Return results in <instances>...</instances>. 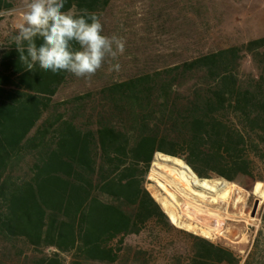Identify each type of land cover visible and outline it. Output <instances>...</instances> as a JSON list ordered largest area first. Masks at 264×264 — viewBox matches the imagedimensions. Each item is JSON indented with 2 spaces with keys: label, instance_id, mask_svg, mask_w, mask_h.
Masks as SVG:
<instances>
[{
  "label": "trees",
  "instance_id": "trees-1",
  "mask_svg": "<svg viewBox=\"0 0 264 264\" xmlns=\"http://www.w3.org/2000/svg\"><path fill=\"white\" fill-rule=\"evenodd\" d=\"M16 34L0 47V264H264V207L242 262L175 226L145 186L157 151L200 177L264 181V35L53 103L77 77L27 70ZM244 54L254 71L240 69Z\"/></svg>",
  "mask_w": 264,
  "mask_h": 264
},
{
  "label": "rangeland",
  "instance_id": "rangeland-1",
  "mask_svg": "<svg viewBox=\"0 0 264 264\" xmlns=\"http://www.w3.org/2000/svg\"><path fill=\"white\" fill-rule=\"evenodd\" d=\"M9 1L12 7L0 10V47L17 31L16 26L23 22L26 11L24 0ZM96 8L94 13L101 19L104 34H115L126 42L125 52L118 58L120 70H110L117 61H106L91 79L76 78L63 84L52 96L53 103L99 87L130 69L161 67L264 35V0H109L105 5L98 3ZM240 69L254 71L249 54L241 58ZM158 152L168 154L157 151L153 160L170 164L159 160ZM161 173L166 172L151 163L145 186L170 221L179 228L231 246L243 262L261 226L264 181L242 185L217 175L200 177L196 174L216 187L221 182L230 185V197L214 202L188 191H185L187 197L176 193L175 198L159 184L158 181L164 179ZM257 182L261 184L255 190ZM162 199L168 203V209L162 206ZM170 212L175 214L174 219Z\"/></svg>",
  "mask_w": 264,
  "mask_h": 264
},
{
  "label": "clouds",
  "instance_id": "clouds-1",
  "mask_svg": "<svg viewBox=\"0 0 264 264\" xmlns=\"http://www.w3.org/2000/svg\"><path fill=\"white\" fill-rule=\"evenodd\" d=\"M66 0H24L26 11L12 38L26 69L36 65L45 71L68 72L91 79L106 61H117L111 71H119L118 58L125 41L104 34L100 17L87 11H64ZM41 43L37 45L36 40ZM74 45L78 47H74ZM26 53V54H25Z\"/></svg>",
  "mask_w": 264,
  "mask_h": 264
},
{
  "label": "bare ground",
  "instance_id": "bare-ground-1",
  "mask_svg": "<svg viewBox=\"0 0 264 264\" xmlns=\"http://www.w3.org/2000/svg\"><path fill=\"white\" fill-rule=\"evenodd\" d=\"M157 158L162 161L170 162V164H165L153 160L152 165L155 168H161L166 172L165 174L161 173L164 179L159 180L158 182L169 192L170 195L175 196V198H177V194L180 193L187 197L188 194L185 191L194 195L205 196V198L214 202L227 200L230 197L231 188L229 184L221 182L220 185L216 187L208 179H199L190 166L187 165L181 158L168 154H162L160 152H158ZM151 177H153V175ZM260 184V182L256 183L255 190L259 188ZM197 186L213 191V193L205 192ZM161 204L165 209H168V203L164 199H162ZM170 217L174 219L175 214L170 212Z\"/></svg>",
  "mask_w": 264,
  "mask_h": 264
},
{
  "label": "water",
  "instance_id": "water-1",
  "mask_svg": "<svg viewBox=\"0 0 264 264\" xmlns=\"http://www.w3.org/2000/svg\"><path fill=\"white\" fill-rule=\"evenodd\" d=\"M172 156H175V155H172ZM176 157H178V156H176ZM179 158H181V157H179ZM182 159V158H181ZM183 160V159H182ZM184 161V160H183ZM185 162V161H184ZM186 163V162H185ZM187 164V163H186ZM188 165V164H187ZM191 168V167H190ZM192 169V168H191ZM193 170V169H192ZM194 172V171H193ZM196 174V173H195ZM256 204L257 203H255V205H254V209L256 208Z\"/></svg>",
  "mask_w": 264,
  "mask_h": 264
}]
</instances>
